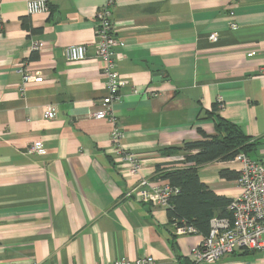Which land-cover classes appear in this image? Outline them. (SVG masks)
I'll return each mask as SVG.
<instances>
[{
	"label": "crops",
	"instance_id": "1",
	"mask_svg": "<svg viewBox=\"0 0 264 264\" xmlns=\"http://www.w3.org/2000/svg\"><path fill=\"white\" fill-rule=\"evenodd\" d=\"M28 1L0 0V264L143 256L195 264L202 232L179 236L167 209L124 195L139 178L166 182L158 176L185 165L184 142L216 135L207 114L218 101L216 114L254 143L246 156L263 162L264 0H116L111 56L127 84L111 110L125 153L141 161L138 175L112 148L111 120L93 118L106 96L94 46L105 0H44L47 11L33 15ZM71 45L86 46L84 60L66 62ZM22 73L42 81L23 84ZM47 109L53 119L44 118ZM36 140L44 155L28 151ZM239 167L215 161L197 173L214 194L234 200ZM218 262L264 264V252L237 250Z\"/></svg>",
	"mask_w": 264,
	"mask_h": 264
},
{
	"label": "built area",
	"instance_id": "2",
	"mask_svg": "<svg viewBox=\"0 0 264 264\" xmlns=\"http://www.w3.org/2000/svg\"><path fill=\"white\" fill-rule=\"evenodd\" d=\"M116 0H105L104 5L96 14V42L94 44L98 59L101 61V70L106 76V96L99 102L98 109L93 113L96 120L109 119L113 123L110 132L111 145L120 160L128 163L129 175H138L141 168V161L135 156L126 154L121 144L124 132L116 123L111 106L119 98V89L126 86L127 82L119 77L115 61L112 59V48L116 44L114 36V25L111 20V9ZM27 13L30 15L47 11L44 0H31L26 3ZM229 28L236 30L237 24L230 23ZM218 36L210 34V42L217 41ZM87 53L86 46L71 45L64 50L65 60L68 63H75L84 60ZM118 59V58H117ZM41 77H32L22 73V83H39ZM218 108H222L221 101H218ZM45 119H53L54 112L47 109L44 112ZM30 153L44 155L42 142L36 140L28 148ZM232 163L240 165L237 175V184L240 194L231 201L229 210L230 219L212 218L208 233L202 237L200 243L191 251L195 264H219L218 260L237 250L264 252V160L258 162L251 160L243 153L237 154ZM177 189L169 183H151L146 178H139L137 185L125 193L124 197L132 198L140 204L153 207L167 208L170 206L172 197ZM175 234L179 236L197 234L198 231L191 225L174 224ZM97 264H154L153 258L143 256L133 260L126 258L113 262H99Z\"/></svg>",
	"mask_w": 264,
	"mask_h": 264
},
{
	"label": "trees",
	"instance_id": "3",
	"mask_svg": "<svg viewBox=\"0 0 264 264\" xmlns=\"http://www.w3.org/2000/svg\"><path fill=\"white\" fill-rule=\"evenodd\" d=\"M217 109L218 105L207 114V118L214 124L216 135L184 142L180 150L183 154L182 163L185 165L174 167L158 176L177 189L166 210L171 223L176 226L191 225L204 235L209 231L212 218L226 216L230 219L231 211L227 207L232 200L217 196L202 184L198 177V168L215 161H231L237 154L247 155L254 148V143L240 127L216 114ZM219 176L231 179L234 175L229 170H221Z\"/></svg>",
	"mask_w": 264,
	"mask_h": 264
},
{
	"label": "water",
	"instance_id": "4",
	"mask_svg": "<svg viewBox=\"0 0 264 264\" xmlns=\"http://www.w3.org/2000/svg\"><path fill=\"white\" fill-rule=\"evenodd\" d=\"M161 76V74L160 73H156V74H154V77H160Z\"/></svg>",
	"mask_w": 264,
	"mask_h": 264
},
{
	"label": "rangeland",
	"instance_id": "5",
	"mask_svg": "<svg viewBox=\"0 0 264 264\" xmlns=\"http://www.w3.org/2000/svg\"><path fill=\"white\" fill-rule=\"evenodd\" d=\"M169 207L165 208V209H168Z\"/></svg>",
	"mask_w": 264,
	"mask_h": 264
}]
</instances>
